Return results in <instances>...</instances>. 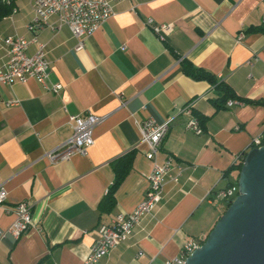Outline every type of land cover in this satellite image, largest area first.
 Wrapping results in <instances>:
<instances>
[{"label":"crops","instance_id":"0c3cea01","mask_svg":"<svg viewBox=\"0 0 264 264\" xmlns=\"http://www.w3.org/2000/svg\"><path fill=\"white\" fill-rule=\"evenodd\" d=\"M108 1L114 14L81 51L55 16L36 33L27 30L33 0H18L13 15L0 20V37H35L44 45L50 83L62 87L54 94L35 79L0 83V186L7 193L0 230L21 202L30 205L34 224L20 240L0 241V264H39L45 257L50 264H83L99 227L133 213L146 197L153 169L140 144L146 118L170 125L157 162L171 158L183 169L181 179L165 183L154 218H145L103 264H168L189 239L210 234L228 204L215 194L237 179L228 170L264 135V0ZM149 20L173 29L160 39ZM27 52L34 55L36 45ZM7 57L0 48V67ZM183 60L228 84L243 105L216 109L212 83L188 77ZM88 113L103 118L94 145L85 156L51 163L46 153L72 135L71 117ZM195 115L206 119L199 136L186 127ZM129 151L136 153L133 168L114 208L104 211L112 162Z\"/></svg>","mask_w":264,"mask_h":264},{"label":"built area","instance_id":"2783aa9c","mask_svg":"<svg viewBox=\"0 0 264 264\" xmlns=\"http://www.w3.org/2000/svg\"><path fill=\"white\" fill-rule=\"evenodd\" d=\"M122 1V0H117ZM32 8L34 17L28 24V31L33 34L37 30L47 25L50 17H57L59 24H65L72 37L77 41L76 50H83L85 39L93 35L103 22L114 14L108 0H33ZM264 28V13L261 21ZM147 26L157 36L163 38L164 35L171 33L172 25H157L152 20L147 22ZM239 35L238 41L242 39ZM36 45V53L28 55L27 49L30 45ZM6 48L8 52L7 61L0 67L1 85L12 86L13 83H26L35 79L42 85L44 90L54 94L61 91L60 84H51L50 69L51 64L47 60V52L44 45L40 44L37 38L27 40L22 37H0V48ZM8 105H17V101L11 100ZM239 100L226 101L225 107L242 106ZM103 118L90 113L85 115L73 116L70 119L72 135L64 143L53 151L46 153L51 163L64 162L70 160L74 155L85 156L87 150L94 145L92 133L94 128L102 122ZM187 124V131L194 135L202 134V125L198 119L191 116ZM140 139L142 145L147 148L146 159L150 160L153 169L149 174V186L146 197L138 204V207L129 215H118L110 225H102L98 229L100 238L92 246L83 264H103V259L108 256L119 243L125 242L134 233L133 231L140 226L145 218H154L155 210L163 197V187L165 183L172 182L178 184L181 179L183 169L174 164L171 158L165 159L162 164L157 162L159 151L164 143L170 125L168 122H157L153 118H146L141 123ZM264 135L252 141L250 149L261 148L264 143ZM249 149V150H250ZM247 153V152H246ZM243 153L236 156L234 162L240 163ZM244 162V161H243ZM234 163V164H235ZM195 169V167L191 166ZM174 170L177 172L174 173ZM210 192L208 195H211ZM239 194L236 186H230L215 194L216 199L232 203ZM7 193L3 186H0V206L7 200ZM14 219L11 225L0 230V241L13 238L18 241L29 229L34 227L31 221L32 210L30 205L25 202L18 203L13 209ZM202 246V242L197 239H189L185 246L180 250L179 255L168 262V264H185L190 255Z\"/></svg>","mask_w":264,"mask_h":264},{"label":"water","instance_id":"95a60500","mask_svg":"<svg viewBox=\"0 0 264 264\" xmlns=\"http://www.w3.org/2000/svg\"><path fill=\"white\" fill-rule=\"evenodd\" d=\"M243 161L239 194L185 264H264V145Z\"/></svg>","mask_w":264,"mask_h":264},{"label":"trees","instance_id":"16d2710c","mask_svg":"<svg viewBox=\"0 0 264 264\" xmlns=\"http://www.w3.org/2000/svg\"><path fill=\"white\" fill-rule=\"evenodd\" d=\"M17 2L18 0H0V20L10 17V15H13V12L16 9ZM181 68H182V72H185V74L193 80L207 81L210 84L212 83V85L215 88L214 91L217 96V99L215 100V102H213L216 109H218L222 105H225L226 101L235 99V96H234L233 91L231 90V87L224 82H219L215 77L211 76V74L209 75L206 72L193 67L190 63L184 60L181 64ZM194 117H196L198 121H200V123H203L206 120L205 118L201 119L199 115H195ZM263 143H264V140H263ZM135 154L136 153H134V151H129L127 154L121 156L120 158H117L115 161L112 162V167L114 169L113 171L114 181L111 185H109V188L106 192L107 195L105 196V198L102 199L100 203V207L104 211H110V209L112 210L114 208L116 191L118 187L122 185V183L125 181V178L128 175V173L132 170L133 168L132 164H133V159L135 158ZM245 154L246 152L241 155L240 163H235L228 170V173L230 171L236 172L237 180L239 177L238 173H239L240 167H242ZM228 173H226V175H228ZM228 185H229L228 187L230 186L237 187L235 183H229ZM227 203L228 204H227L226 209L231 205V203L229 202ZM200 242H202V244L204 243V241H200ZM39 264H50L49 258L45 257L44 259L40 261Z\"/></svg>","mask_w":264,"mask_h":264},{"label":"rangeland","instance_id":"374dc122","mask_svg":"<svg viewBox=\"0 0 264 264\" xmlns=\"http://www.w3.org/2000/svg\"><path fill=\"white\" fill-rule=\"evenodd\" d=\"M237 181L238 180L234 178L233 183H235L237 185Z\"/></svg>","mask_w":264,"mask_h":264}]
</instances>
